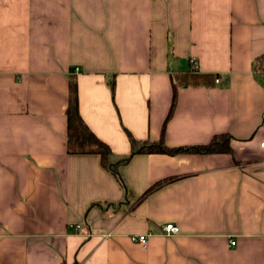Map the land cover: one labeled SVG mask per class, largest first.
I'll use <instances>...</instances> for the list:
<instances>
[{
	"label": "crops",
	"instance_id": "crops-1",
	"mask_svg": "<svg viewBox=\"0 0 264 264\" xmlns=\"http://www.w3.org/2000/svg\"><path fill=\"white\" fill-rule=\"evenodd\" d=\"M263 53L264 0H0V264H264ZM191 58L222 83L179 85ZM70 77L108 163L125 129L231 150L139 153L116 174L70 154Z\"/></svg>",
	"mask_w": 264,
	"mask_h": 264
},
{
	"label": "trees",
	"instance_id": "trees-1",
	"mask_svg": "<svg viewBox=\"0 0 264 264\" xmlns=\"http://www.w3.org/2000/svg\"><path fill=\"white\" fill-rule=\"evenodd\" d=\"M253 70L264 73V53L254 59ZM214 78V74H201L191 69L189 72L181 73L175 76V81L181 86H209L213 83ZM109 87L111 92H113V80L109 81ZM65 114L67 152L70 154H98L101 158V163L115 174L117 173V167L120 164L127 162L133 155L139 153L175 154L181 151L195 153H220L230 152L231 150V136L229 134H217L206 144L168 147L162 140H138L125 129V133L130 144V152L126 157L116 161L115 163H108V156L111 153L109 146L95 136L79 114L77 82L75 77H70L68 80V102ZM157 186H155V188ZM152 190L153 188H151L148 192ZM60 264H66V262L63 261ZM72 264L77 263L75 262Z\"/></svg>",
	"mask_w": 264,
	"mask_h": 264
},
{
	"label": "built area",
	"instance_id": "built-area-1",
	"mask_svg": "<svg viewBox=\"0 0 264 264\" xmlns=\"http://www.w3.org/2000/svg\"><path fill=\"white\" fill-rule=\"evenodd\" d=\"M190 63H191V69L193 71H197V61L195 60V58H191L190 59ZM214 82L216 84H221L222 83V78L216 77L214 79ZM261 146L264 147V142L261 143ZM78 227L79 226H77L76 228H78ZM163 231L165 232L166 235H173V234L178 233L179 228L175 224L167 223V224L163 225ZM147 237H148V234H138V235L132 236V239L134 241L139 242L142 245H145L146 242H147ZM234 243H235V241L231 242V244H234Z\"/></svg>",
	"mask_w": 264,
	"mask_h": 264
}]
</instances>
